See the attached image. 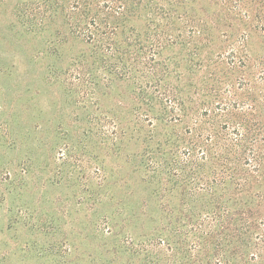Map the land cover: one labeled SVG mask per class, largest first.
I'll return each instance as SVG.
<instances>
[{
    "label": "trees",
    "instance_id": "obj_1",
    "mask_svg": "<svg viewBox=\"0 0 264 264\" xmlns=\"http://www.w3.org/2000/svg\"><path fill=\"white\" fill-rule=\"evenodd\" d=\"M32 1L0 5L25 20L35 4L40 20L21 24L36 33L60 23L45 78L77 98L86 125L60 127L50 150L79 174L89 157L110 235L173 256L181 241L205 264H264V70L250 71L248 35L236 37L211 0ZM9 134L24 157L5 175L27 178L36 139Z\"/></svg>",
    "mask_w": 264,
    "mask_h": 264
},
{
    "label": "rangeland",
    "instance_id": "obj_2",
    "mask_svg": "<svg viewBox=\"0 0 264 264\" xmlns=\"http://www.w3.org/2000/svg\"><path fill=\"white\" fill-rule=\"evenodd\" d=\"M211 1L218 3L214 10L226 16L227 24L232 23L236 37L248 35L253 54L250 71L260 78L264 0ZM30 8L22 20L13 12V4L0 5V264H205L203 255L184 254L181 241L176 256L157 241H142L135 245L136 251L131 250L122 234L110 235L104 226L103 214L112 207L95 205L97 195L88 187L97 179L89 157L76 161L78 170L82 166L80 174L75 159L65 168L55 159L50 146L61 141L59 128L67 126L78 135L86 125L81 119L85 114L76 105L77 98L66 96L59 84H49L45 78L48 63L54 61L48 52L61 45L56 36L60 23L49 32L30 31L22 26L24 21L40 20L36 5L31 3ZM7 129L15 136L32 132L30 139H36L30 145L35 168L27 178L5 175V165L17 169L24 157L11 147ZM152 228L160 226L147 225L145 230ZM115 229L120 233L126 227L118 223Z\"/></svg>",
    "mask_w": 264,
    "mask_h": 264
}]
</instances>
